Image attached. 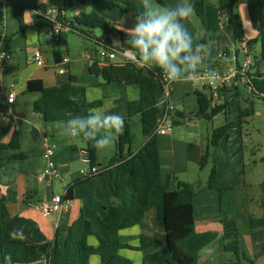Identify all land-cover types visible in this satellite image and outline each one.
Listing matches in <instances>:
<instances>
[{
  "label": "crops",
  "instance_id": "1",
  "mask_svg": "<svg viewBox=\"0 0 264 264\" xmlns=\"http://www.w3.org/2000/svg\"><path fill=\"white\" fill-rule=\"evenodd\" d=\"M162 1L164 5L178 2ZM111 3L123 8L126 16L112 12L106 0H85L83 4L78 1L68 4L66 0H48L47 5L41 0H0V29L5 40L1 47L12 55L0 75V90L13 88L16 94L12 104L0 95V159H3L0 161V199L3 200L0 224L10 232L22 229V240L29 244L42 245L56 241L63 246L71 225L82 216L104 238H126L134 248L140 247L141 236L157 241L159 247L144 251H120L134 264H150V256L167 247L165 226L158 207L147 211L140 224L132 228L112 231L101 225V219L114 203L112 177L115 182L123 183L128 179L125 171L110 167L109 172L75 186L71 207L62 212L46 216L37 207L55 194L66 193L80 179V171L87 168L81 161V151L85 149L86 142L82 136H60L58 124L61 121L46 123L42 115L34 111L35 103L42 95L40 92H28V82L39 80L46 88L71 84L74 86L72 98L76 102H101L98 108H102L106 114H120L124 119L128 115V103L137 101L140 91L136 86L108 84L101 77L91 74V62L86 60L85 55H95L98 46L75 33L82 44L72 46L67 40V46L62 51L63 55L69 57L70 63H57L52 38L35 26L37 15H33L31 23V17L24 15L26 28L19 31L11 5H23L27 8L25 12H37L54 6L64 11L67 18L96 12L112 21L118 20L116 23L124 26V29L132 27L138 12L142 11L139 0H112ZM205 9V25L194 13L186 21V26L190 31L204 32L210 49H215L212 55L209 52L205 54L204 61L207 63L203 62L199 70L208 67L231 77L230 81H226L217 103L226 101L227 109L211 121L189 118V114L198 110L197 93L208 95L209 91L195 87L192 81L174 83L173 129L165 134L154 131L159 142L161 179L169 191L175 190L180 181L196 193L193 202L196 232L216 235L215 240L202 249L198 264H264V100L252 92L245 80L234 77L236 69L247 58L253 60L247 73L249 78H259L264 72V63L255 62V57L260 53V42L251 48L247 45L251 40H259L260 0H238L236 4V12L243 22L244 43L235 42L232 28L226 21L220 20L219 0H205ZM113 37L111 35L109 39L118 48L121 38L116 41ZM8 38H11L10 43L6 42ZM36 49L43 54L44 67L30 61ZM61 69L65 72L61 73ZM162 101L163 95L159 94L157 105L161 109ZM248 108L252 109L251 115L242 119L241 112ZM87 114L76 113L68 119ZM132 124L130 150L135 154L148 138L143 134L140 116L133 118ZM227 124L233 125L229 138L211 149L210 161L202 169L201 156L210 146L213 130ZM51 146L54 147L61 178L49 186L41 183L38 176L45 166L42 154ZM116 153L117 142L110 155L98 153L96 149V164L100 168H108ZM17 156L22 158L15 159ZM213 167L217 170L218 188L227 189L223 193L206 188ZM235 242H238V255L225 249ZM88 243L95 248L99 245L96 237H89ZM90 263L100 264L101 259L92 256ZM33 264L47 263L42 260Z\"/></svg>",
  "mask_w": 264,
  "mask_h": 264
},
{
  "label": "trees",
  "instance_id": "2",
  "mask_svg": "<svg viewBox=\"0 0 264 264\" xmlns=\"http://www.w3.org/2000/svg\"><path fill=\"white\" fill-rule=\"evenodd\" d=\"M78 1L83 4L84 0H66L68 4ZM158 3L164 4L162 0ZM195 9V14L203 25L206 21L205 0H190ZM238 0H219L220 20L226 21L232 28L235 42L244 43L243 22L236 12ZM12 12L18 21L19 31H24V13L26 7L19 4H12ZM260 22L258 27L259 40H251L248 47L260 42V53L255 57L258 64L264 63V1L260 0ZM63 28L68 31L61 32L55 40L54 58L57 63L63 59V49L66 48L67 34L75 33L86 40L99 46L101 44L119 51L129 48L126 41L127 35L121 34V44L118 48L113 46L109 39L110 35L118 33L110 27L104 17L96 12L80 13L76 17H60L58 20ZM36 28L40 32H45L50 23L36 16ZM101 30L103 35L100 38L94 36L95 30ZM11 38L6 40L10 43ZM206 43V39L201 40ZM206 64L207 62L204 61ZM91 74L101 77L108 84H126L136 86L140 91L137 101L129 102L127 105V118L124 119V132L119 134L117 141V153L110 160L108 168H104L101 174L109 172L110 167H116L117 171L128 173V179L123 183L111 181V191L114 199L113 205L108 209L107 214L101 219L103 228L119 231L132 228L140 224L143 215L153 207L159 208L160 218L165 226L167 247L150 256V264H198L202 249L215 240L216 235L212 233L200 234L195 229L194 219V198L196 193L192 191L184 182L178 181L176 189L168 190L167 184H163L161 179L160 149L157 134L154 132L157 126L160 110L157 106V99L163 90L161 73L159 69L146 70L135 64L99 66L97 62L90 65ZM249 77V76H248ZM239 77H237L238 79ZM249 85L252 92L264 100V81L259 78H249ZM28 92H40L41 99L35 103L34 111L41 114L46 123L65 121L69 116L85 112L100 107L101 102L78 103L72 98L74 86L71 84L46 88L39 80L29 81ZM198 110L187 117L211 121L216 116L224 113L227 109V102L213 104L211 94L197 93ZM252 109L248 108L241 112V118L249 117ZM140 116V123L146 143L135 154L125 153L126 146L132 141V119ZM194 116V117H193ZM184 118L183 114H180ZM232 124H227L213 130L210 146H208L201 156L200 165L203 169L211 158V149L218 146L222 140L229 138V131ZM85 149L89 153L92 163L96 164V148L93 142L86 141ZM22 158V156L14 157ZM3 161V159H0ZM98 166V165H97ZM99 174V175H101ZM97 175V176H99ZM95 177V176H94ZM90 178L79 179L70 186L66 192V198L71 200L73 188L85 183ZM206 188L208 190H219L223 193L226 190L218 188L217 170L212 168ZM3 200L0 199V207ZM10 231L0 224V257L2 264H5L4 257L11 254L14 264H33L45 260L47 264H91L92 256H99L100 264H134L132 260L122 256L120 251L129 249L144 251L148 248L159 247V243L148 236L140 237V247L134 248L129 245L128 240L122 237L104 238L99 235L92 225L84 218L80 217L70 227L67 238L63 246L56 241L42 245H33L22 239L13 240L9 236ZM89 237H96L99 245L95 248L88 243ZM228 252L239 254L238 242L229 244L225 248ZM147 260V259H146Z\"/></svg>",
  "mask_w": 264,
  "mask_h": 264
},
{
  "label": "clouds",
  "instance_id": "3",
  "mask_svg": "<svg viewBox=\"0 0 264 264\" xmlns=\"http://www.w3.org/2000/svg\"><path fill=\"white\" fill-rule=\"evenodd\" d=\"M48 4V0H41ZM142 11L138 12L132 27L124 29L129 46L126 54L133 53L135 64L146 70L159 69L166 82H188L205 80L215 85L218 81H230L231 77H221L209 68L200 72L199 66L204 62L205 54L210 46L201 43L205 39L202 31H190L186 26L195 13L190 0H178L173 5H164L157 0H139ZM55 7H48L46 13L25 12L24 15H45L54 20ZM4 53H0V60ZM10 97V102H11ZM59 135L72 138L82 136L84 140L93 142L98 153L110 155L114 150L119 134L124 132V117L120 114H106L102 108L91 110L84 117H74L58 124ZM11 239H23L22 229H13L9 233ZM211 251V249L209 250ZM5 264H14L11 254L4 257Z\"/></svg>",
  "mask_w": 264,
  "mask_h": 264
},
{
  "label": "built area",
  "instance_id": "4",
  "mask_svg": "<svg viewBox=\"0 0 264 264\" xmlns=\"http://www.w3.org/2000/svg\"><path fill=\"white\" fill-rule=\"evenodd\" d=\"M54 7V6H53ZM57 11L54 14V20L56 25L53 23L52 20H49L46 18L45 15H37L45 20H47L50 23V26L46 29V32L50 35L52 40H55V38L63 31L67 32L68 28H63L62 23H60L58 20L60 17L65 16L64 11L59 9L58 7H55ZM37 12L46 13L47 9L45 10H38ZM5 43V40L2 38L1 29H0V53H4V57L2 60H0V75L4 72L6 62L11 58V53L6 49L2 48ZM118 55H121L122 62L119 63L120 65L125 64H135L132 52H128L126 54L125 50L119 51L114 48H110L108 46H105L103 44L98 46V49L95 51V55L86 54L85 58L87 61L93 63L97 62L99 66H109V65H117L115 60L117 59ZM30 61L34 64H36L39 67H44L45 62L43 58V54L39 49L34 50ZM62 64L68 65L70 63L69 57L65 54L63 56V59L61 61ZM136 65V64H135ZM253 65V60L251 58H247L241 67L236 69L234 73V77H240L241 79L246 81V84L249 85V77H248V70ZM209 68L205 67L200 70V72L207 71ZM212 69V68H211ZM215 70V69H213ZM221 77L224 75L220 73L219 71L215 70ZM61 73L65 72L64 69L60 70ZM161 80L163 83V90L161 94L163 95V107L162 109L158 107L160 110V116L158 118L157 126L155 128L156 133L165 134L170 133L173 129V121L172 116L175 113V104L172 100V92H173V86L174 83L172 82H166L161 75ZM259 80L264 81V72L259 77ZM192 83L195 87H201L204 89H207L209 93L211 94V99L213 104H217L220 101V96L223 92V89L226 85V81H218L215 85L209 84L205 80H193ZM0 95L2 97H5L6 102L9 104L14 103L16 94L13 88H3L0 90ZM10 97L11 102H10ZM158 106V105H157ZM42 159L45 162V166L40 172L38 176V180L43 183L47 184L49 186L53 185L55 181H59L61 178V173L59 171V168L57 166L56 160H55V152L54 147H48L42 154ZM81 161L83 164L87 166L86 169H83L79 173L80 179H86V178H92L94 176H97L102 173L104 168H100L97 165L91 166L92 159L87 152L86 149H83L81 151ZM40 211L46 215L51 216L54 214H57L59 212H62L68 208L71 207V200L66 198V193L63 194H55L52 196V198L49 201L41 202L37 206Z\"/></svg>",
  "mask_w": 264,
  "mask_h": 264
},
{
  "label": "rangeland",
  "instance_id": "5",
  "mask_svg": "<svg viewBox=\"0 0 264 264\" xmlns=\"http://www.w3.org/2000/svg\"><path fill=\"white\" fill-rule=\"evenodd\" d=\"M84 1H85V0H84ZM111 1H112V0H106V3H107L108 5H110V6H108V8L111 9L112 12H115V14L118 13L119 15L125 17V16H126V15H125V10H124L123 8H119L118 6H114L115 4L111 3ZM119 1H121V0H119ZM122 1H123V0H122ZM118 8H119V9H118ZM109 9H108V10H109ZM98 14H99V13H98ZM99 15H101L102 17H104V18L106 19V21L110 24V27H112L113 29H115V30L118 32V33L112 35V36H114L113 39H115L116 41H119L120 38L122 39L121 34H122V35L125 34L124 26H121V25L117 24L116 22H117L118 20H116V21H112V20H110L111 18L105 16L104 14H99ZM127 18H129V17H127ZM224 23H225V22H224ZM226 28H230V27H226ZM227 30H230V29H227ZM93 34H94V36H97V37L100 38V37L103 35V32H102L101 30L98 29V30H95ZM125 35H126V34H125ZM110 36H111V35H110ZM66 39H67L68 41H70V43L72 44V46H74L75 44H76L77 46H79L80 44H82V41H81V40L78 38V36H76L74 33H68ZM90 42H92V41H90ZM88 43H89V41H88ZM213 51H215V49L213 50V48H211V49H210V52H209V55H212ZM211 52H212V53H211ZM115 62H117V63L120 62V63H121V62H122V57H117V59L115 60ZM262 135L264 136V131L262 132Z\"/></svg>",
  "mask_w": 264,
  "mask_h": 264
},
{
  "label": "water",
  "instance_id": "6",
  "mask_svg": "<svg viewBox=\"0 0 264 264\" xmlns=\"http://www.w3.org/2000/svg\"><path fill=\"white\" fill-rule=\"evenodd\" d=\"M64 44H66V43H64ZM129 149H130V144H128V145L126 146L125 153H128Z\"/></svg>",
  "mask_w": 264,
  "mask_h": 264
}]
</instances>
